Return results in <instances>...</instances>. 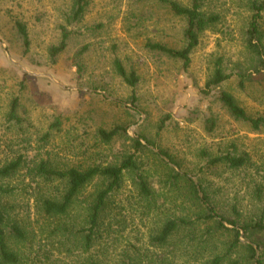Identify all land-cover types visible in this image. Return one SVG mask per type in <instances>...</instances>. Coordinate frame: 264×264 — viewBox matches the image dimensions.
Masks as SVG:
<instances>
[{"label": "rangeland", "instance_id": "rangeland-1", "mask_svg": "<svg viewBox=\"0 0 264 264\" xmlns=\"http://www.w3.org/2000/svg\"><path fill=\"white\" fill-rule=\"evenodd\" d=\"M176 1L191 4V0ZM203 1L204 12L220 20L200 36L192 63L185 69L181 61L145 47L148 41L176 49L185 45L184 20L163 5L92 0L82 21L69 24L73 0H0V166L18 156L31 166L49 155L58 167L119 164L135 153L129 138L146 137L180 165L166 159L170 167L202 183L216 213L236 223L225 222V226L241 232V246L230 251L234 234L213 232L212 222L181 228L165 249L169 262L213 264L219 257L221 264H252L244 248L251 242L241 230L264 221V132H251L247 124L234 121L218 98L221 91L229 92L249 115L264 116V88L241 91L233 78L211 95L203 93L218 59L227 74H233L239 64L251 65L245 40L252 13L249 0ZM17 22L25 24L30 34L27 55ZM62 27L71 32L68 47L52 60L49 52L59 46ZM116 58L139 76L135 101L132 89L115 72ZM16 98L22 125L8 121ZM57 120L61 125L55 128ZM211 122L216 125L213 132ZM117 126L126 128L127 136L120 135L109 145L98 139L99 129ZM233 145L239 153L251 155V166L231 170L206 165L203 152L221 155L233 150ZM137 157L155 193L154 201H143L135 175L126 173L122 189L112 198L107 220V224L112 220V227L102 231L104 240L88 255L70 234L84 226L86 208L103 182L87 186L69 215L60 218L42 213L40 199L62 194L64 185L53 183L39 190L26 165L7 180L4 184L15 191L4 197V207L10 221L26 231L25 241L11 245L21 254L22 264H90V257L121 264L126 252L144 256L145 263L162 257L164 252L152 247L150 238L168 218L195 221L199 211L185 199L183 181L179 187L166 183L169 171L152 153L143 151ZM258 255L264 256V245Z\"/></svg>", "mask_w": 264, "mask_h": 264}, {"label": "trees", "instance_id": "trees-1", "mask_svg": "<svg viewBox=\"0 0 264 264\" xmlns=\"http://www.w3.org/2000/svg\"><path fill=\"white\" fill-rule=\"evenodd\" d=\"M138 2H154L163 5L173 16L184 20L186 27L184 29L185 45L181 49L171 48L165 44L154 43L148 41L145 47L151 51L158 52L174 60H179L183 63L185 69H188L192 63V54L200 44V36L207 31L212 25L219 22L220 18L215 15H208L203 10V0H191L189 6H184L176 0H137ZM92 0H73L72 14L68 16V23H79L84 18L88 6ZM249 8L252 17L246 31L245 46L247 54L251 57L252 63L245 67L239 64L233 74H227L224 69L222 59H218L211 79L206 83L204 90L205 95H211L215 90L220 89L225 83L233 78L237 82V86L241 91L247 90L249 87L264 88V31L262 28L264 0H249ZM16 30L21 37L24 44V52L27 55L31 48V38L28 28L21 22L16 23ZM71 37V32L66 28H61V41L59 46L50 49V57L56 60L59 55L65 52L68 47V41ZM115 72L121 80L129 86L133 91V100L136 99V88L139 84L138 74L132 70L128 71L121 60L114 59ZM222 106L228 111L229 115L236 122L247 124L250 126L251 132H264V116L252 117L248 112L238 103L236 98L229 92L221 91L218 98ZM20 100L14 99L8 121L22 125V120L18 116ZM61 123L57 120L53 127H59ZM214 122L210 123L209 130H215ZM120 135L127 136L126 128L117 126L112 130L99 129L98 139L104 144H111L116 137ZM133 142L134 154H130L123 158L119 164H110L103 166L100 164H92L86 167H58L54 163L52 156L32 162L23 156H18L16 159L6 162L0 166V264H22L23 259L21 254L12 248V242H23L26 240V231L20 226L17 221H10L7 211L4 207V197L14 193L13 188H9L6 183L7 180L17 176L20 171L26 167L29 171V176L33 181H38L39 190L42 191L44 185H52L53 183H61L64 185V191L60 195L49 194L42 196L40 199V209L42 213L49 217H66L74 205L78 202L80 195L84 189L94 181L103 182V187L99 189L93 199L86 208L85 223L82 229L77 231L74 235L76 243L84 254H90L98 245L104 240L102 231H108L112 227V220L107 224L109 216H111V203L113 195L120 191L123 186L124 176L126 173H132L136 177V186L138 188V195L143 201L148 203L154 201L155 193L148 182V178L143 172L140 163L138 162L139 153L148 151L160 161L169 171L166 174L165 181L173 183L179 187L181 181L184 182V187L187 192L184 195L185 199L190 200L197 206V218L195 221L190 220L189 217L168 218L164 225L150 238V243L155 249L163 251L162 257L157 255V260L149 259L145 263V257L140 254L128 253L124 256L121 264H174L169 262L165 249L169 244L170 239L181 228L188 226H195L198 222L213 223V232L225 231L234 234V242L230 247V251L236 246H241V232L239 229L230 230L225 226V222L230 225H236L235 222L220 216L216 213L215 208L209 200V196L205 191L202 183L196 184L188 175L182 174L175 168L170 167L165 162L167 159L171 164L180 167L172 158L158 146L148 140L146 137L131 139ZM157 148L159 152L154 153L153 149ZM233 150L221 154L211 155L209 152H203L202 157L209 167L226 166L231 170L246 169L252 165V158L249 153H239L236 145L232 146ZM264 172V163L261 166ZM167 178V180H166ZM42 187V188H40ZM203 194V198L200 196ZM259 198L261 199L262 190H258ZM245 238L251 243L244 245L247 260L252 264H264V256L258 255V250L264 245V221L259 220L255 224L244 225L242 227ZM109 233V232H107ZM111 236V234H108ZM107 241H105L106 244ZM257 248H256V247ZM258 249V250H257ZM128 253V254H127ZM90 264H106L99 260L90 257ZM222 258H216L213 264H221Z\"/></svg>", "mask_w": 264, "mask_h": 264}]
</instances>
